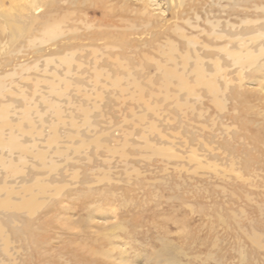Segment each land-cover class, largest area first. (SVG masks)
<instances>
[{
  "label": "rangeland",
  "instance_id": "374dc122",
  "mask_svg": "<svg viewBox=\"0 0 264 264\" xmlns=\"http://www.w3.org/2000/svg\"><path fill=\"white\" fill-rule=\"evenodd\" d=\"M32 1L0 0V84L10 88L9 92H4L0 101H18L17 107L21 113L26 108L35 106L38 109H32V115L38 120V110L45 112L48 109L49 103L45 102L66 100L51 93L53 84L50 83L63 79L67 70L58 57L74 50L80 51L76 57L79 61H85L86 72L77 77L80 79L67 80L85 85L88 93H78L75 89L69 91V97L76 106L69 108L70 110L65 109L64 116L68 123L60 127V133L79 131L83 138L65 137L59 140L61 146L75 148L84 139H94V134L97 133L95 139L103 138L115 149L119 142L114 140L121 141L125 136L124 130L134 132V129L136 131L131 136L133 141L143 142V139L139 140L143 136L155 140L157 137L151 135L154 130L148 128L146 133L142 127L137 126L140 123L138 120L131 119L134 111L137 116L148 113L146 116L149 120L145 125L148 127L151 126L148 125L150 118L159 117L142 109L143 105L137 101H125L111 92L100 96V93L93 90L96 76L93 70L95 63L91 61L94 59V48L101 50L107 44H120L116 52L121 55L122 60L129 61L132 69L140 61L149 67L146 57L161 58L157 49L151 47L155 43L151 42L156 38L164 40L170 25L163 21L158 28L152 30L136 24L134 29L122 24L115 30H101L96 28L101 22L98 19L99 22L96 21L92 27L91 24L81 25L79 30L71 31V12L76 8L87 9L89 20H93L96 18L94 6L97 0H54L56 10L50 12L52 16L48 13L47 6L54 3L53 0ZM25 5L30 12L23 11ZM175 5L173 4L174 14L171 13L173 16L178 14V9L174 10ZM112 21L116 22V19ZM54 22L61 23L56 31L62 35L57 39L41 32L44 24L51 26ZM100 54L99 52L97 55ZM50 57H54L55 62L49 63ZM110 60L106 56L101 57L97 68L99 71L105 68L117 78L120 70ZM102 82H105L104 78ZM257 86L251 85L245 96L238 98L237 104H229L230 114L219 103L205 100V108L208 110L202 120L203 126L210 128L215 123V130L222 129V137L224 136V141H219L220 145H225L228 141L236 150L235 154L222 156L219 160L209 157L208 160L202 159L201 164L195 158L189 159L187 153L184 157H177L171 151L166 156L148 153V149L144 150L146 152L142 156L137 151L139 148L126 146L124 149L127 148L131 155L129 160L133 164L126 167L121 163L123 158L120 154L108 152L105 144L106 147L94 144L90 146L92 163L88 162L87 157L78 163H69L53 155L54 161L64 165L60 170L62 173L59 172L62 178L59 179L54 171L44 169L32 152L27 153L26 168L17 171L18 174L0 169V188L4 190H7L6 187H13L22 194L25 185L48 182L52 186V189L49 188L52 192L51 200L45 206L40 203L41 196H38L40 207L35 215L19 217L12 213L10 217H6L0 211V226L8 242L4 246L0 240V264H115L108 254L115 251L116 257L121 252H117L118 244H124L122 252L125 251L129 264H155L151 260L156 252L162 255L173 252V256L175 251L176 254L178 251L183 252L184 255H179L183 264H220L218 261L221 264H264V92ZM38 89L42 94L37 93ZM22 90L27 96L20 100L17 93H14ZM181 97L179 99L183 100L184 97ZM146 99H150L149 94ZM234 106H237L236 110ZM77 107H82L87 113L76 109ZM170 113L179 118L172 122L175 125L162 122L163 118L157 124L162 126L160 129L163 133H168L167 137H175L176 143H182L181 138L189 132L182 129V123L189 124L181 111L171 110ZM232 116L235 117L234 122L227 120ZM86 117L90 118L93 125L98 126L97 130L81 127ZM18 118L13 117L15 121L11 124L12 127H0V137H9L13 127V130H17ZM47 118L56 120L53 113H48ZM70 119L79 127L73 128ZM223 121H226L229 130L222 128ZM28 128L27 124L26 129ZM109 132L111 137L108 139L106 137ZM209 134L210 132H206V140L209 139ZM36 138L35 135H27L21 137V141L25 146L31 147ZM156 142L170 144L167 138L162 141L157 139ZM176 143L174 144L177 145ZM39 145L40 149L47 147L43 143ZM122 145L123 143L117 147L118 150H124ZM51 146L58 147L53 141ZM158 147L170 149L168 145ZM177 149L185 153L179 145ZM17 154H14L15 163H19L20 154ZM81 156H84V152L80 153ZM233 159L236 162L235 168L230 165ZM76 170L79 171L77 175L74 174ZM105 174L112 181L105 179ZM14 177L25 179L24 183L20 179L16 181ZM65 184L68 186L60 190L56 197L53 191L57 189L54 185L61 187ZM4 194L0 193V199L5 198ZM13 198L15 202L20 199L23 201V195ZM259 240L261 245L257 243ZM5 247L8 249L4 250ZM243 255L246 257L245 261Z\"/></svg>",
  "mask_w": 264,
  "mask_h": 264
},
{
  "label": "bare ground",
  "instance_id": "6f19581e",
  "mask_svg": "<svg viewBox=\"0 0 264 264\" xmlns=\"http://www.w3.org/2000/svg\"><path fill=\"white\" fill-rule=\"evenodd\" d=\"M33 1L36 2L37 0ZM55 1L47 6L48 13H53L52 11L55 12ZM173 4H176L174 10L178 9V14L174 16L171 15V13L174 14ZM23 11L30 12L29 7L25 5ZM94 13L96 18L93 20L90 19L91 22L87 9L82 10L76 8L73 10L71 12V17L73 16V21L70 26L71 31L79 30L81 25L87 26L91 24L90 26L92 27L98 19H101V22L96 28L101 30H115L122 24L129 25L131 29H134L135 26L138 25L152 30L158 28L163 21L170 25L169 32L165 35L164 40L156 38L151 42L152 44L155 43V45L151 47L157 49V54H159L161 58H156L155 56H153L154 58L146 57V62L149 67L143 61H140L139 65L132 69L129 65V61L126 59V61L122 60L120 57L121 55L117 54L116 51L119 50L120 47L119 43V45L107 44L105 48L101 50L94 48V59L91 61L95 63L93 70L96 76L93 90L100 93V96L104 95L106 92H111L113 95H118L120 99H125V101L130 99L142 104V109L147 110L149 113L159 118H150L151 122L148 125L151 126L147 125L148 127H146L145 125L149 120L148 116H146L148 113L146 112V115L137 116V113L134 111V116L131 120H138L140 123L137 126L142 127L146 133V129L148 128L154 130L151 132V135L157 137L155 139L156 141L157 139H161L162 141L167 138L170 144H158L155 140L147 136L139 138V140L143 139V142H135L131 139V136H133L136 131L134 129V132L124 130L125 136L121 141L114 140V142H119L118 144L116 143L115 149H113L108 142L102 140V137V139H95L97 133L94 134V139L92 140L87 141L84 139L80 146L74 144L76 147L74 146L75 148L72 149L67 146L62 147L61 142H59L60 139H64L68 136L83 138L79 131L67 134L60 133L61 126H65L68 123L64 116V114H66V112H64L65 109L70 110L69 108H74L76 106L69 97V91L75 89L78 93H88L85 91V85L81 86L67 80V78L80 79L77 77H81L84 75V72H86V68L84 67L85 61H79L76 57L77 53L80 51L74 50L68 55L58 57L67 70L63 79H59L57 83H50L53 84L51 85V93L61 99L65 98L66 100L63 102H45L49 103L48 109L45 112L38 110V120L32 115V109H38L37 107L30 106L25 109L24 113H21L18 111V101H6L7 103H2V100L0 101V127H10L15 121L13 117H19V122L17 123L19 126L17 130H13V127L10 130L9 137H0V169L11 171L12 173L23 170L26 168L25 166L28 162L27 153L30 154L32 152L35 155L34 158L42 163L43 168L54 171L59 179V177L62 178L59 172H61L60 170L64 165H60L57 163L58 161H54L53 155H57L58 158H62L69 163H78L81 159L87 157L88 162L92 163L93 156H91L92 149H90L92 147L90 146H94V144H105L107 147L104 146L107 148L108 152L120 154L123 158L121 163L126 167L133 165L129 160V158H131L130 153L126 150L127 148L124 149L126 146L139 148L137 151H140L142 156L144 155L143 153L146 152H144L145 149H148V153L165 154L166 156L171 151L177 154V157H184L187 153L189 159L192 160L195 158V160L201 164L203 161L202 159L210 157L219 160L222 156L235 154L236 150L227 143L228 141L225 142V145H220L219 141H224L222 129L216 131L215 123L210 128H208V126L205 127V125L203 126L202 120L205 119L208 110L205 108V100L209 99L212 103H219L224 110H227L228 114L230 111L229 104L233 102L237 104L238 98L245 96L244 94L247 93L251 85H258L257 87L260 91L264 92V0H97L96 6H94ZM110 17H114V19H109ZM115 19L116 22H113L112 20ZM47 20L48 19H46V21ZM54 23L55 24L51 26L49 24H44V30L40 31L46 32L52 39H57L62 35L57 34L56 31V28H59L61 23ZM90 26L86 28L89 29ZM99 52L101 54L97 55ZM105 56L113 61L115 68L120 70V74H118L117 78H114L109 71L104 70L105 68L100 71L99 68H97L98 61H100L101 57ZM54 60V57H50L48 62H55ZM151 69H153V71H151ZM103 78L105 82H102ZM39 90L40 89L37 90V93L42 94ZM5 91L9 92L10 88L8 89L5 85L0 84V98L4 96L3 94L6 93ZM11 94L13 95V92ZM14 94L21 98L20 100L27 96L23 90L15 92ZM147 94L150 96L148 101L146 99ZM181 95L184 97L183 100L179 99ZM82 107H77L76 109L87 113V110H83ZM236 108L237 106H234V110H236ZM171 110L181 111L189 124L187 125L185 121V124L182 123V129L189 131L186 136L181 138L182 143H176L175 139L177 138L175 137H167L166 134L168 135V133H163L160 129L162 126L159 127L157 124L161 121V118H163L162 122H166L169 125L173 124L172 122L174 119L175 121L178 120V117L170 113ZM48 113H53L56 120L53 121L47 118ZM164 114L168 115L166 116ZM171 118H173V120ZM125 119L128 120V118ZM227 120L234 122L235 117L232 116ZM27 124L29 127L28 129H26ZM70 124L73 128L79 127L73 119H70ZM222 126V128H227L226 130H229L226 121H223ZM81 127L87 128V130H97L98 128V126L92 124L89 117L84 119V123ZM190 128L191 131L189 130ZM206 132H210L211 134H209L208 140L205 139ZM110 133L111 132L107 134L106 138L109 139V137H111ZM51 134L53 135L51 136ZM27 135H35L37 137L34 139L31 147L25 146V143L21 141V137H27ZM47 135H49V138L45 141ZM231 137L233 138V136ZM52 141L55 143V146L57 144L58 147H50ZM41 143L47 145L46 149H40L39 144ZM86 143L90 145L86 146ZM121 143H123L122 149L124 150H118L117 148ZM174 143L179 145L185 153L180 152L177 149V145ZM167 145L170 146V149L158 147ZM84 146L86 147L84 148ZM16 152L20 154L19 163H15L14 160V154H16ZM82 152H84V156L80 157V153ZM74 155L77 158H75ZM172 156H174V154H172ZM232 161V164H230L231 168H235L236 162L234 159ZM105 162H109V160H105ZM108 168L110 169V167ZM78 172L79 171L76 170L74 174L77 175ZM105 175V179H107L108 174ZM18 179L24 183L25 179L15 178L16 181ZM107 180L110 182L112 178H108ZM65 186L66 184L61 187L54 185V188L57 189L53 191L56 197ZM51 187L52 186H50L48 182H37L32 186L25 185L22 194L20 190H16L13 187H6V191L0 188V193H5V198L3 197L0 199L1 214H4L6 217L12 213L18 214L19 217L21 215H35L40 207V199L38 196H41L40 203L45 206V204L51 200L52 192L49 191ZM33 188H35V190H33ZM21 195H23L22 202L21 199L17 200L18 202L13 201L14 196L19 198ZM43 206H41V208ZM4 234V230L1 229L0 226V240L3 241L4 246H6L8 242ZM255 239H257V237ZM257 243L259 245L262 244L260 240L257 241ZM116 247L119 249L117 252L121 251L117 254L118 256L116 255L115 257V251H111L110 253L108 251V257L111 258V260L113 259L115 264H129L126 260L125 251L122 252L124 244H118ZM5 249L8 248L5 247L4 250ZM243 252L244 251H242V253ZM168 254H170V252ZM168 254L162 255L156 252L151 261L155 264H183L179 260V255H184L182 251H178L177 254L175 251L176 257H173L175 254L172 256L173 252L170 254L171 256ZM243 257L245 261L246 257L244 255ZM218 262L221 264L220 261Z\"/></svg>",
  "mask_w": 264,
  "mask_h": 264
}]
</instances>
